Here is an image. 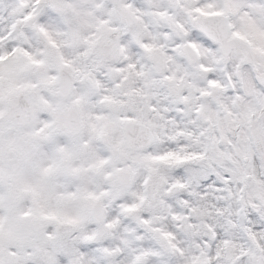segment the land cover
Wrapping results in <instances>:
<instances>
[{
    "label": "snow or ice",
    "instance_id": "obj_1",
    "mask_svg": "<svg viewBox=\"0 0 264 264\" xmlns=\"http://www.w3.org/2000/svg\"><path fill=\"white\" fill-rule=\"evenodd\" d=\"M0 264H264V0H0Z\"/></svg>",
    "mask_w": 264,
    "mask_h": 264
}]
</instances>
